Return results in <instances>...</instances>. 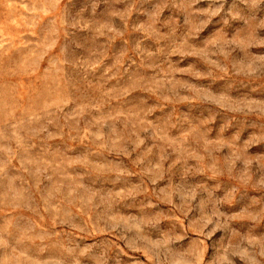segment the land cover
<instances>
[{
  "label": "rangeland",
  "instance_id": "374dc122",
  "mask_svg": "<svg viewBox=\"0 0 264 264\" xmlns=\"http://www.w3.org/2000/svg\"><path fill=\"white\" fill-rule=\"evenodd\" d=\"M0 264H264V0H0Z\"/></svg>",
  "mask_w": 264,
  "mask_h": 264
}]
</instances>
